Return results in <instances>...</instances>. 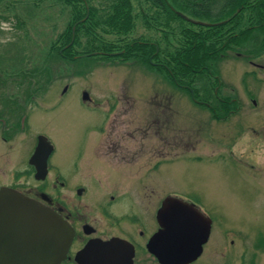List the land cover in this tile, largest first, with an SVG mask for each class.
I'll use <instances>...</instances> for the list:
<instances>
[{
	"label": "rangeland",
	"instance_id": "obj_1",
	"mask_svg": "<svg viewBox=\"0 0 264 264\" xmlns=\"http://www.w3.org/2000/svg\"><path fill=\"white\" fill-rule=\"evenodd\" d=\"M128 1L132 29L123 42L154 41L162 48L180 40L177 22L160 26L164 17L154 13L144 0ZM86 3L97 5L94 0ZM72 5L75 9L81 6ZM252 6L246 5L235 21L233 32L246 30L241 47L226 51L213 62L212 73L208 74L210 80L214 77L216 96L228 93L239 102L238 107L229 104L216 113L193 103L185 87L180 86L182 90L167 85L165 76L155 69L119 59L96 64V59L85 58L79 62L81 67L50 64L58 75L26 104L11 84L15 76L8 74L17 72V66H39V57L65 30L72 8L56 0H0V25L9 24L12 29L0 26V80L5 81L0 84V116L17 122L15 116L19 119L24 115L27 126L23 133L12 131L8 139L0 134V182L12 183L11 174L31 157L35 137L42 135L54 149L49 162L63 178L85 181L75 179L78 172L73 164L80 170L88 164L100 167L99 179L113 180L119 192L134 197L132 203L140 211L137 213L151 210L152 220L165 196L199 203L210 215L212 238L195 264L208 260L224 264L226 247L219 233L226 229L244 233L247 248L255 250L257 241L264 239V47L260 46L264 37L251 32V25H257L254 19L244 20ZM116 37L121 38L100 34L99 39L113 42ZM85 41L81 36L79 46ZM79 46L73 51L78 52ZM249 50L258 51L251 59L257 68L246 63L251 55L245 58L244 54ZM83 93L94 104L83 106ZM252 98L257 106L251 105ZM114 116L113 131L120 136L122 150L117 156L101 155V137L95 131L102 125L104 134L111 133ZM100 188L107 189L105 184ZM84 202L88 205L82 211L92 212L87 201L77 204ZM261 252L263 255L257 257L264 258V249Z\"/></svg>",
	"mask_w": 264,
	"mask_h": 264
},
{
	"label": "trees",
	"instance_id": "obj_2",
	"mask_svg": "<svg viewBox=\"0 0 264 264\" xmlns=\"http://www.w3.org/2000/svg\"><path fill=\"white\" fill-rule=\"evenodd\" d=\"M56 1L71 5L72 8V15L65 30L51 43L44 55L39 57V66L30 69L26 66H17V72L8 74L9 77L17 76L16 80L13 77L11 84L17 88L26 104L32 102V97L46 90L48 84L58 75L51 70L50 64L80 66V60L85 58L96 59V64L115 59L126 63H142L163 74L170 87L182 90L184 88L180 86L185 87L191 101L206 102L216 98L214 77L213 80L209 78L213 62L222 58L232 47L242 45L246 30L239 32L233 30L237 27L235 21L240 18L246 5L253 6L248 9L250 16H244V20L254 19L257 22L256 29L263 30L260 37L261 35L264 37V0H144L155 10L154 13L158 12L159 17H164L160 26H167L169 22H177L180 25L178 27L180 40L174 45L166 44L162 48L154 41L123 42L128 39L127 35L132 29L128 0H94L97 3L94 7L86 3L93 0ZM72 4L81 6L75 9ZM176 13L208 26L191 24L178 17ZM183 24L186 27L181 26ZM100 34L121 38L116 37L113 42H104L99 39ZM81 36H84L86 41L84 45L79 46ZM261 42L260 46L264 47V38ZM76 46L80 47L78 52L73 51ZM12 65L5 64L6 67ZM4 82L0 80V84Z\"/></svg>",
	"mask_w": 264,
	"mask_h": 264
},
{
	"label": "flooded vegetation",
	"instance_id": "obj_3",
	"mask_svg": "<svg viewBox=\"0 0 264 264\" xmlns=\"http://www.w3.org/2000/svg\"><path fill=\"white\" fill-rule=\"evenodd\" d=\"M251 27L254 31L253 33H258V35L262 34V30L256 29L257 25H251ZM257 52L258 51L249 50L248 53L244 54L245 58L246 55H251L248 56L247 65L257 68L253 60L251 61V59H254L253 56H255ZM235 55H240V57H242V54L239 53H235ZM223 90L226 91L225 89ZM228 91L230 92V89H228ZM225 94L226 95L219 94V96H216V92L214 91L215 99L206 102L193 101V103L203 108L210 109L212 112L215 111L216 113L219 112L220 108L224 109L229 104L233 106V108L239 106L238 101L235 102L234 99L228 97V93ZM82 103L83 106H89L90 103L94 104V100H86ZM250 103L253 107L257 106V101L253 98L250 99ZM15 107H17V105H15ZM16 111H18V107ZM116 117L117 116H114L111 119V133L108 132L104 134L102 125L100 129L95 131V135L101 137L102 147L99 149L101 155L117 156L122 150L119 147L120 136L113 131L116 122L114 119ZM12 118L14 117L12 116ZM101 118H103L104 121L105 116ZM8 119V116H0L1 137L5 135L8 139V136L14 130H19L20 133L27 130V126H25L26 118L24 115L19 119L16 115L14 121L17 122ZM103 121L101 124L105 123H103ZM3 138H1L2 141ZM6 138L4 139L5 141ZM53 151L54 149L51 154ZM80 158V164L84 167L85 163H82L84 158L82 159V156H80ZM80 164L78 163L77 168L80 167ZM46 166L47 168L45 169L43 178L41 180H36L34 178L35 168L33 165L29 164L28 157L24 160L22 167L18 171H13L11 174L12 183L6 184L0 182V189L8 188L20 193L26 198L49 209L67 223L72 230V237L64 258L58 264H89L90 261L85 259V254H89V252L83 254L82 261L80 260V253L84 248L89 244H106L111 241L116 243L114 249L115 247L116 249L120 248L116 255L121 258L118 264H158L154 256L148 251L147 243L158 231L159 227L156 222L155 214L162 201H160L157 209L154 211L152 220L151 210L147 209L144 213L143 209V211H141L143 214L137 213L140 211L136 208V204L132 203L134 197H131L128 192H119L118 186L112 183L113 180L105 182L102 179V182L99 179L97 171L100 167L88 164L86 169L80 170L76 169V165L73 164L71 166L76 170V173L78 172L77 178L75 179L83 178L85 181L69 182L63 178L59 170L49 162V156ZM20 180L24 182H20ZM102 184H105L106 190L100 188ZM172 196L177 197L174 195ZM166 197L168 196L164 198ZM181 199L189 204H193L198 211L210 220V215L199 203L188 199ZM82 201H87L93 208V211L89 213L83 212L82 207H86L88 204L85 202L83 205L77 204ZM210 226L211 221L206 240L201 246L200 255L189 264H195L203 257L205 249L209 246L212 238ZM259 235L263 236V234ZM219 238L223 242L222 245L226 247L224 264H264V258L257 257L259 253L263 255L261 251L264 249V239H259L256 244L257 248L250 251V248L246 246V235L244 233H234L232 230L226 229L224 232L219 233ZM4 241L8 246L14 247L18 241L22 242L23 239L10 236L6 237ZM101 256L102 259L98 261L99 264H114V261L111 260L110 257L112 256L111 254H103ZM245 256L249 258L245 259ZM105 257H107V260L103 262L102 260ZM203 263L211 264V261L208 260Z\"/></svg>",
	"mask_w": 264,
	"mask_h": 264
},
{
	"label": "water",
	"instance_id": "obj_4",
	"mask_svg": "<svg viewBox=\"0 0 264 264\" xmlns=\"http://www.w3.org/2000/svg\"><path fill=\"white\" fill-rule=\"evenodd\" d=\"M176 15L191 24L208 26L179 13ZM86 99L87 95L83 93L82 100ZM51 149L43 137L37 138L29 158V164L35 168L36 180L45 175ZM155 218L159 228L147 243V249L158 264H189L196 260L208 234V219L191 204L173 197L161 202ZM10 236L23 241H18L14 247L8 246L4 240ZM71 237L72 230L58 215L11 189H0V264H58L65 256ZM115 245L114 241L89 244L80 253V260L89 252L85 254L89 264H99L101 255L111 254V260L118 264L121 258L116 255L120 248L114 249ZM106 260L107 257L102 261Z\"/></svg>",
	"mask_w": 264,
	"mask_h": 264
},
{
	"label": "clouds",
	"instance_id": "obj_5",
	"mask_svg": "<svg viewBox=\"0 0 264 264\" xmlns=\"http://www.w3.org/2000/svg\"><path fill=\"white\" fill-rule=\"evenodd\" d=\"M0 26H2L4 29H6L8 31H12L11 26L9 24H3V25H0ZM9 39H11V38H9Z\"/></svg>",
	"mask_w": 264,
	"mask_h": 264
}]
</instances>
